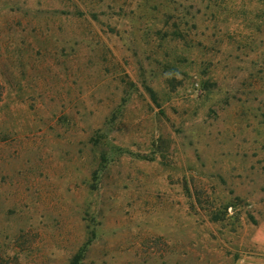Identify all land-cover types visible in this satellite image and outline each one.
<instances>
[{
  "label": "rangeland",
  "instance_id": "1",
  "mask_svg": "<svg viewBox=\"0 0 264 264\" xmlns=\"http://www.w3.org/2000/svg\"><path fill=\"white\" fill-rule=\"evenodd\" d=\"M0 264H264V0H0Z\"/></svg>",
  "mask_w": 264,
  "mask_h": 264
},
{
  "label": "trees",
  "instance_id": "2",
  "mask_svg": "<svg viewBox=\"0 0 264 264\" xmlns=\"http://www.w3.org/2000/svg\"><path fill=\"white\" fill-rule=\"evenodd\" d=\"M0 97H1V89H0ZM81 259H82V254L77 253L75 256H73L69 264H80Z\"/></svg>",
  "mask_w": 264,
  "mask_h": 264
}]
</instances>
